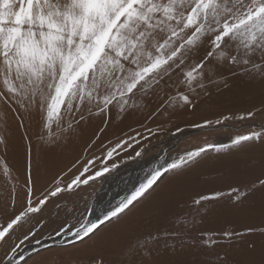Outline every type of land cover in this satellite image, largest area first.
<instances>
[{
  "label": "rangeland",
  "instance_id": "1",
  "mask_svg": "<svg viewBox=\"0 0 264 264\" xmlns=\"http://www.w3.org/2000/svg\"><path fill=\"white\" fill-rule=\"evenodd\" d=\"M210 48L194 49L159 86L137 91L124 111H85L71 128L68 117L45 126L37 113L0 100V228L29 208L40 209L0 242V264L78 229L96 197L103 195L102 205L122 184L115 197L126 194L107 207L113 211L157 171L160 179L91 238L11 264H218V256L243 264L253 258L250 241L258 258L259 230L231 244L222 235L264 224V76L246 72L251 64L209 57L189 83L184 73ZM104 167L110 169L104 175L67 190L72 180ZM57 188L64 191L53 196Z\"/></svg>",
  "mask_w": 264,
  "mask_h": 264
},
{
  "label": "snow or ice",
  "instance_id": "2",
  "mask_svg": "<svg viewBox=\"0 0 264 264\" xmlns=\"http://www.w3.org/2000/svg\"><path fill=\"white\" fill-rule=\"evenodd\" d=\"M205 43L211 48L184 73L189 83L196 79L194 73L201 75L209 57L216 63L251 64L246 72L264 76V0H0V100L37 113L45 126L68 117L71 128L72 121L79 122L77 114L85 118V111L107 113L110 106L124 111L137 91L159 86L174 66L180 69L188 54ZM109 170L77 177L67 190ZM160 177L155 172L105 220L118 218ZM61 191L57 188L52 195ZM38 211L29 208L0 228V242H7L28 213ZM99 224H90L84 236L91 238ZM257 230L264 235V224L244 232L225 231L222 239L231 244ZM249 252L253 258L243 264H264V245L255 258L257 247L250 241ZM217 261L228 264L223 257Z\"/></svg>",
  "mask_w": 264,
  "mask_h": 264
},
{
  "label": "water",
  "instance_id": "3",
  "mask_svg": "<svg viewBox=\"0 0 264 264\" xmlns=\"http://www.w3.org/2000/svg\"><path fill=\"white\" fill-rule=\"evenodd\" d=\"M161 176H162V174H161ZM120 182L122 183L123 181H120ZM119 187H122V184H119L118 186L114 187V189H113V190H115V191H113L114 194H112V191H110L107 194V198H106L107 200L102 205L95 206L96 205V201H97V197H96L93 206L91 207L90 211L87 213V216H86V219H85L84 223L78 229H76V230H74V231H72V232H70L68 234L57 235V236L52 237L51 239H48L47 240L48 242L46 244H43L42 246L33 249L31 252L26 254L21 260H19V262L25 260L27 257H29V256H31V255H33L35 253H38L40 251H44V250H47V249H50V248H54V247H59V248L68 247V246H71V245H75V244L81 243L82 241L87 239L88 237L84 236V229L87 228L92 223L99 224V222L101 220H105V217L111 212V211L108 210L107 207H109L110 204L115 203L116 200L118 201L119 199L124 198L126 193L122 194L118 199H116V197H115L116 190ZM107 222L108 221L105 220V222L103 224H99V228H101ZM98 229L94 230V233ZM92 234L93 233H90L89 236H91ZM44 241H46V240H44Z\"/></svg>",
  "mask_w": 264,
  "mask_h": 264
},
{
  "label": "bare ground",
  "instance_id": "4",
  "mask_svg": "<svg viewBox=\"0 0 264 264\" xmlns=\"http://www.w3.org/2000/svg\"><path fill=\"white\" fill-rule=\"evenodd\" d=\"M102 197H103L102 194L97 196V201H96V205L95 206H97V204L102 199ZM49 239H51V238H49ZM47 240L48 239H46V241H44V240L40 241V242L36 243L33 246L31 245V246L26 247L21 253H19L18 255H16L14 257L15 258L14 260L12 259L11 261L7 262L6 264H11V263L16 262L18 259H20L22 256H24V255L28 254L29 252H31L33 249L38 248V247L42 246L43 244H46L48 242Z\"/></svg>",
  "mask_w": 264,
  "mask_h": 264
}]
</instances>
